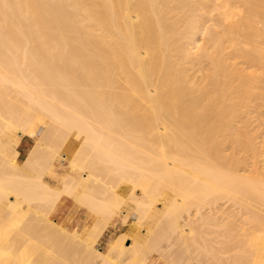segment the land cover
Wrapping results in <instances>:
<instances>
[{"label":"bare ground","instance_id":"bare-ground-1","mask_svg":"<svg viewBox=\"0 0 264 264\" xmlns=\"http://www.w3.org/2000/svg\"><path fill=\"white\" fill-rule=\"evenodd\" d=\"M63 197L102 217L53 222ZM175 244L264 264V0H0V264Z\"/></svg>","mask_w":264,"mask_h":264},{"label":"rangeland","instance_id":"rangeland-1","mask_svg":"<svg viewBox=\"0 0 264 264\" xmlns=\"http://www.w3.org/2000/svg\"><path fill=\"white\" fill-rule=\"evenodd\" d=\"M43 119L47 123L49 122L48 117H44ZM22 154H23V157L26 155V153L24 151L22 152ZM66 169H67V165H65L63 167V169H60V170L62 172H65ZM56 186H58V185H56ZM129 190H130L129 184H124L123 187L120 190V194L123 195V196H126V195H128ZM59 205H58V207H56L53 210V212L50 215L52 221L55 222V223H57V224H61V225H64V226H68L70 229H76L77 231H80V232H84V226H85L86 223L91 224L95 220H97L98 218H101L102 217L101 215H99V217H97L98 216L97 214L91 213V211H89L86 208H79V207H77L74 202H70V201L68 202V201H64L63 200V201H61L59 203ZM156 206H157V209L161 208L162 201H158ZM122 209H123L122 210V212H123L122 215L124 214L123 216L129 217L128 220L126 218V221L127 222L125 221L126 223H123L124 221H123L122 217H120L119 215L115 216L113 218V226H110L109 229L104 233V235L102 234V237L97 241L96 246L98 248H101V249L105 250L106 247H107V241H108L107 239L111 235L114 236V237H118V235H120V233H125V234H128V235L131 236V235L135 234L138 231L137 229H135V227L137 228V226H135L136 224L134 222V219L132 218V215H130L131 214V211H132L131 208H130V202L125 203L122 206ZM130 227H132V228H130ZM114 228H116V229H114ZM133 229H134V231H133ZM130 230H131V232H130ZM44 233L45 232H43V234ZM44 236H45V234H44ZM166 244H167L166 242H162V246L163 245H165V246L160 247L161 250H162V248L164 249V247L165 248L167 247ZM160 248H156L158 251L155 250V249H153L154 250L153 252L151 251L152 253H151L150 256H152L156 260L155 263H153V264H164L165 263V260H166V263H167V259H164V257H162V258L159 257L160 255H159L158 252H159V249ZM182 248H183V250H181ZM172 249H173V251H172ZM197 250L200 251L199 248L196 249V253H195V250L193 251V253L196 254V255H194L192 253L190 255L197 256ZM75 251H76V249L73 251L74 253L71 251L72 252L71 253L72 255L70 254L71 258H69L70 256L68 257V260H69L68 262L70 264H81V263L82 264L83 263L84 264H89V261H88V263H86L87 261L85 262V260H86L85 258L86 257H83L84 254H83V256H81L82 253H83L82 250H80V249L77 250L78 255H77V253H75ZM169 251H172V253L169 252ZM168 252L169 253H167V254H169L170 257H172V256L174 257V258L172 257L173 259L170 258L173 262L171 261V263H169V264H187V263L190 264V261H188L189 259L186 257V256H188L187 253H184V252H186V249L183 246L178 245V244L177 245L175 244V246L171 247L168 250ZM167 254H166V257H167ZM171 254H173V255H171ZM79 255H80V257H79ZM179 255H180V258H179ZM74 257H75V259H74ZM168 261H169V258H168Z\"/></svg>","mask_w":264,"mask_h":264},{"label":"crops","instance_id":"crops-1","mask_svg":"<svg viewBox=\"0 0 264 264\" xmlns=\"http://www.w3.org/2000/svg\"><path fill=\"white\" fill-rule=\"evenodd\" d=\"M63 200H64V201H68V202L70 201V200L65 199V197H63V198L59 201V203H60L61 201H63ZM70 202H71V201H70ZM59 203H58V205H59ZM58 205H57V207H58ZM60 205H61V204H60ZM60 205H59V206H60Z\"/></svg>","mask_w":264,"mask_h":264}]
</instances>
